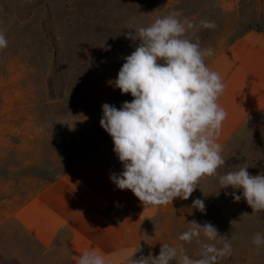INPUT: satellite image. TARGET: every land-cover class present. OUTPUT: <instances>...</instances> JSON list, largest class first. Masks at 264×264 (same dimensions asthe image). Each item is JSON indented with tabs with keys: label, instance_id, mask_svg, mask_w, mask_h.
<instances>
[{
	"label": "rangeland",
	"instance_id": "1",
	"mask_svg": "<svg viewBox=\"0 0 264 264\" xmlns=\"http://www.w3.org/2000/svg\"><path fill=\"white\" fill-rule=\"evenodd\" d=\"M172 11L195 22L198 30L188 35L214 50L206 63L248 31L264 33V0H0V30L8 40L0 51V264L67 263L62 245L43 254L9 212L76 162L119 160L100 120L103 104L119 109L133 100L108 83L139 45L127 38L134 30L126 26H148ZM200 20L216 27L202 28ZM222 155L220 175L244 164L252 175L264 173V109ZM232 192L242 197V189L220 188L218 177L202 179L172 221L154 222L137 259L159 255L161 244L183 243L177 237L195 220L232 238V255L219 264H264V245L252 243L257 232L264 235V211L253 213ZM197 198L206 213L191 208ZM183 246L190 258H199L195 241Z\"/></svg>",
	"mask_w": 264,
	"mask_h": 264
},
{
	"label": "clouds",
	"instance_id": "2",
	"mask_svg": "<svg viewBox=\"0 0 264 264\" xmlns=\"http://www.w3.org/2000/svg\"><path fill=\"white\" fill-rule=\"evenodd\" d=\"M176 11L157 17L148 26L128 24L127 38L139 45L120 68L110 85L122 94L130 93L118 109L102 105L100 126L111 136L123 171L110 179L120 190H131L144 208L167 207L174 199L188 200L202 179L218 177L220 188L242 189V197L253 213L264 211V173L252 175L248 165L220 175L226 164L218 138L226 110L218 104L225 85L218 72L206 63L214 55L212 48H203L199 38L193 40L190 30H198L195 22L180 19ZM199 26L214 29V21L200 20ZM8 46L0 30V51ZM110 48H105V51ZM229 193H225L228 195ZM235 202L241 195L232 192ZM191 208L206 213L202 199H195ZM177 237L179 242L200 246L196 259L190 258L183 246L161 244L159 255L134 258L121 248L111 259L95 249L85 250L76 264H113L118 255L121 264H219L232 255L231 239L221 236L209 222L195 220ZM252 243L264 245V235L257 232ZM221 245L218 247L217 245Z\"/></svg>",
	"mask_w": 264,
	"mask_h": 264
},
{
	"label": "crops",
	"instance_id": "3",
	"mask_svg": "<svg viewBox=\"0 0 264 264\" xmlns=\"http://www.w3.org/2000/svg\"><path fill=\"white\" fill-rule=\"evenodd\" d=\"M207 66L219 73L225 85L217 101L228 114L217 141L224 149L264 109V33L248 31L223 47ZM122 171L117 159L76 162L16 203L9 217L43 254L62 245L66 264H76L88 249L109 259L121 248L136 252L154 222L172 221L170 217L186 200L176 198L167 207L144 208L131 190L118 189L110 179L112 173ZM113 264H121L118 255Z\"/></svg>",
	"mask_w": 264,
	"mask_h": 264
}]
</instances>
